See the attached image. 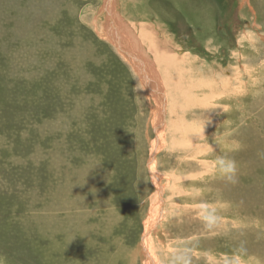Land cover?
<instances>
[{
	"label": "rangeland",
	"instance_id": "1",
	"mask_svg": "<svg viewBox=\"0 0 264 264\" xmlns=\"http://www.w3.org/2000/svg\"><path fill=\"white\" fill-rule=\"evenodd\" d=\"M108 1L0 0V264H264V0H228L227 38L175 0H112V22ZM183 78L216 100L184 107Z\"/></svg>",
	"mask_w": 264,
	"mask_h": 264
},
{
	"label": "bare ground",
	"instance_id": "2",
	"mask_svg": "<svg viewBox=\"0 0 264 264\" xmlns=\"http://www.w3.org/2000/svg\"><path fill=\"white\" fill-rule=\"evenodd\" d=\"M110 3H112V0H109L108 2H106V8H107V10H108V15H109V19L111 20V22H112V19H113V17H115V13L113 12V11H111V8H110ZM117 19V18H116ZM115 20V19H114ZM121 21V20H120ZM121 23V26H123L124 25V23H122V22H119V23H117V26H118V28H114V30H112V29H109L107 32H117V33H120L121 32V34H123V35H125L126 36V38L124 39V40H122L121 41V45H122V47H123V50L125 51V52H128V58H129V60H130V62H131V64L134 66V69L136 70V71H139L138 73H139V76H141V78H142V81H146L148 84H150L151 85V87L152 88H150L149 86H148V88L150 89V91L151 92H153L154 93V95L156 94H158V90L159 89H161L160 88V84L158 83V80H157V76H158V74H157V72H156V70L155 69H153V68H150V66H149V62L148 61H146V60H144L145 59V56L142 54V50L139 48V46H137L135 43H134V40L132 39V37L130 36V35H128L125 31H124V28H122V27H120V24ZM123 24V25H122ZM108 26V25H107ZM111 26V25H110ZM128 30V29H127ZM126 30V31H127ZM115 40H117V37L115 38ZM130 50H132V51H130ZM164 55H163V57L165 58V59H167V61L169 62L170 61V58H171V56H169L168 54H165V53H163ZM173 58V57H172ZM171 58V62L175 59H172ZM258 59V58H257ZM182 60V59H181ZM177 61V60H176ZM179 61V60H178ZM174 62V61H173ZM184 62V61H183ZM147 66H149V67H147ZM249 67V66H248ZM255 69V68H254ZM187 72V71H186ZM245 73L247 74V75H249L246 71H245ZM227 74V78H225L222 82H220L219 83V86H220V88H221V90L222 91H224V93H222L223 95L226 93L225 91H227V90H230V91H228L227 93L228 94H230V95H226V98L228 99V96H232L233 95V93H237L238 91H246V92H248V91H252V93L254 92V90H253V87H252V85L253 86H258L259 85V82H258V80H259V78L257 77V76H252V74L251 75H249V77L246 79V82H243V85H242V87H240L239 88V86H231L230 85V83H231V79H232V77H235V76H232L231 74H228V73H226ZM187 78V77H186ZM220 79V78H219ZM187 80V79H186ZM145 82V83H146ZM183 82H185V83H187V81H185L184 80V78L182 79V83ZM203 81H201V82H196V83H193V82H190V83H187L186 85H185V87L186 86H188L187 88V90H191L192 91V93H195V94H197L198 96H200V97H198V96H196L195 94H193V96H194V98L193 99H189V100H191V101H189V102H184V107H197V106H199L198 105V102H202L204 105H206L205 107H207L209 104H211L212 102H213V100H216L214 97L216 96V95H214L213 94V92H211L212 91V89L210 88V87H208L207 88V86L208 85H210V86H212V85H214V84H212V81H208V83H205V82H203ZM162 83H164V82H162ZM202 83V84H201ZM210 83V84H209ZM179 84H181V83H179ZM184 84V83H183ZM207 84V85H206ZM168 86V85H167ZM173 86V85H172ZM146 87H147V85H146ZM207 88V89H206ZM153 89H154V91H153ZM155 89H156V91H155ZM162 90V89H161ZM205 90L207 91V93H205ZM250 91V92H251ZM177 92V91H176ZM191 93V94H192ZM152 96H153V94L152 93H150ZM189 94H190V92H189ZM155 95V96H156ZM220 95V94H219ZM219 95H217V96H219ZM178 96V95H177ZM154 97V96H153ZM157 97H158V100H159V103H158V105L160 106V108L162 109V114H163V112H164V108H165V106H164V104H165V101L163 102V97H161L159 94L157 95ZM189 97V96H188ZM190 98V97H189ZM200 98H206V99H208L207 101L209 102L208 104H205V102L203 101V100H197V99H200ZM231 98V97H230ZM155 99H156V97H155ZM173 99V98H172ZM184 99V98H183ZM205 99V100H206ZM210 100V101H209ZM172 101V100H171ZM207 101H206V103H207ZM158 102V101H157ZM202 103H200V105H202ZM259 103H261V101L260 100H257V103L255 104V101L251 104V109H253V108H256V106L259 104ZM255 104V106H253ZM214 106V105H213ZM222 106V105H221ZM204 107V108H205ZM212 107V106H211ZM157 122V121H156ZM159 124L160 125H162V123H161V121L159 122ZM157 128V127H156ZM158 130H159V127L157 128ZM161 130V129H160ZM158 132V131H157ZM159 133V132H158ZM159 135V134H158ZM161 136V135H160ZM158 137V136H157ZM256 137V136H255ZM252 140H255V138L254 139H252ZM157 142V141H156ZM161 143V142H160ZM154 144V143H153ZM155 145V144H154ZM153 146V145H152ZM158 148H159V146L158 145H155V149H152V153L154 152V153H156L155 151H157L158 150ZM252 149V148H251ZM254 149V148H253ZM153 164H154V162H152ZM255 169V168H254ZM248 173H251V172H249L248 171ZM248 173H245V174H248ZM237 175V173L235 172V176ZM238 177V179H239V176H237ZM242 183V182H241ZM244 184V183H243ZM223 194V193H222ZM221 195V194H220ZM219 195V196H220ZM231 196V195H230ZM227 198H229V196H226L225 194H223V195H221L220 197H217V199H218V202H220L222 199H227ZM216 199V200H217ZM232 202V201H231ZM233 203V202H232ZM216 204V203H215ZM231 205V204H230ZM234 206V205H233ZM217 207H219V206H216V208ZM217 210V209H216ZM217 212V211H216ZM218 213V212H217ZM224 214V213H223ZM219 215H220V212H219ZM220 218V217H219ZM216 219V218H215ZM215 219H213L210 223H208V224H206L208 227H210V228H217L218 230H220V226H219V224H222V226L225 224V220H220L221 222L219 223V224H216L217 222H215ZM217 221V220H216ZM206 225H204V226H206ZM203 227V226H202ZM207 228V227H206ZM209 228V229H210ZM214 230V229H213ZM147 233V232H146Z\"/></svg>",
	"mask_w": 264,
	"mask_h": 264
},
{
	"label": "flooded vegetation",
	"instance_id": "3",
	"mask_svg": "<svg viewBox=\"0 0 264 264\" xmlns=\"http://www.w3.org/2000/svg\"><path fill=\"white\" fill-rule=\"evenodd\" d=\"M227 3L228 0H175L176 5L174 6V9L176 10L177 14L178 12L182 11L183 13L179 14L178 16L181 17V15H183L186 21L187 19L193 21L195 28L198 27L199 29L203 28L206 30L205 26H208V21L212 19L218 28V33L224 38H227L230 32L227 30V28H225V24L228 18H233V16L231 17L232 13L227 12ZM178 23L179 19L175 22V24L180 30L183 24L178 25ZM197 23L199 25H197ZM186 27L187 26L183 27L182 29L185 31L184 28ZM192 37L193 39L194 37L196 39L199 38L196 35V31L195 35L192 34Z\"/></svg>",
	"mask_w": 264,
	"mask_h": 264
},
{
	"label": "clouds",
	"instance_id": "4",
	"mask_svg": "<svg viewBox=\"0 0 264 264\" xmlns=\"http://www.w3.org/2000/svg\"><path fill=\"white\" fill-rule=\"evenodd\" d=\"M96 164H97V163H96ZM96 164H95V165H96ZM89 169H90V168H89ZM89 169H88V170H89ZM87 172H88V171H87ZM86 174H87V173H86ZM85 176H86V175H85ZM84 179H85V178H84ZM72 238H73V237H72ZM72 238H70L69 241H70ZM69 241H68V242H69Z\"/></svg>",
	"mask_w": 264,
	"mask_h": 264
}]
</instances>
